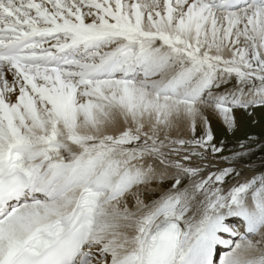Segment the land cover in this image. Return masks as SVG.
Listing matches in <instances>:
<instances>
[{
    "label": "snow or ice",
    "instance_id": "obj_1",
    "mask_svg": "<svg viewBox=\"0 0 264 264\" xmlns=\"http://www.w3.org/2000/svg\"><path fill=\"white\" fill-rule=\"evenodd\" d=\"M258 109L264 0H0V264H264Z\"/></svg>",
    "mask_w": 264,
    "mask_h": 264
},
{
    "label": "rangeland",
    "instance_id": "obj_2",
    "mask_svg": "<svg viewBox=\"0 0 264 264\" xmlns=\"http://www.w3.org/2000/svg\"><path fill=\"white\" fill-rule=\"evenodd\" d=\"M239 118L241 119L242 127L238 138H244L246 134L259 137L258 143L251 146L254 154L249 158V162L259 171L261 167H264L261 165V160H264V110H256L254 118L248 117L246 113ZM229 139L231 141L229 148L235 147V139L231 136H229Z\"/></svg>",
    "mask_w": 264,
    "mask_h": 264
},
{
    "label": "bare ground",
    "instance_id": "obj_3",
    "mask_svg": "<svg viewBox=\"0 0 264 264\" xmlns=\"http://www.w3.org/2000/svg\"><path fill=\"white\" fill-rule=\"evenodd\" d=\"M164 187H167V184H165ZM157 195H158V193H157Z\"/></svg>",
    "mask_w": 264,
    "mask_h": 264
}]
</instances>
